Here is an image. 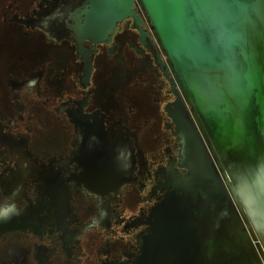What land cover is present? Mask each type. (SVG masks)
<instances>
[{
    "label": "flooded vegetation",
    "instance_id": "flooded-vegetation-1",
    "mask_svg": "<svg viewBox=\"0 0 264 264\" xmlns=\"http://www.w3.org/2000/svg\"><path fill=\"white\" fill-rule=\"evenodd\" d=\"M177 76L140 0H0V264L142 263L215 166Z\"/></svg>",
    "mask_w": 264,
    "mask_h": 264
},
{
    "label": "water",
    "instance_id": "water-1",
    "mask_svg": "<svg viewBox=\"0 0 264 264\" xmlns=\"http://www.w3.org/2000/svg\"><path fill=\"white\" fill-rule=\"evenodd\" d=\"M142 2L169 58L182 74L194 109L205 118V135L226 176L223 180L218 174L213 157L212 171L218 180L215 192L201 179L196 166H190L185 196L159 208L153 230L156 239L141 264H169L201 221H208L205 215L211 205L220 209L223 200H218V193L227 195L228 209L233 194L253 237L264 243L263 207L250 201L264 163V0ZM225 215L218 213L211 227L207 223L202 230L203 237L212 231L210 243L215 249L223 239ZM252 256L257 257L253 247ZM198 258L206 264L207 259L196 250L193 263Z\"/></svg>",
    "mask_w": 264,
    "mask_h": 264
},
{
    "label": "bare ground",
    "instance_id": "bare-ground-1",
    "mask_svg": "<svg viewBox=\"0 0 264 264\" xmlns=\"http://www.w3.org/2000/svg\"><path fill=\"white\" fill-rule=\"evenodd\" d=\"M170 60H171V58H170ZM171 66L181 79L182 74L178 70H176L172 60H171ZM181 81H182V79H181ZM182 83H183V81H182ZM183 86H184V83H183ZM184 89H186L185 86H184ZM186 93H187V91H186ZM261 94H263V93L261 92ZM187 95H188V93H187ZM192 97H194L193 94H192ZM188 98H189V102H192L190 95H188ZM191 104L193 105V107H195L193 102ZM198 114H199V112H197L195 110L194 115H195L196 119L198 120L200 127L203 129V132H204L205 128L203 127L204 126L203 122H205V118H204L202 112H200L199 115ZM199 116L201 117V119L199 118ZM195 143H197V142L195 141ZM213 154L215 155V153H213ZM197 158H196V163L198 164L197 168L199 170L201 179L203 178L207 181L208 184L210 183L212 186L211 188L214 189V191L216 192L218 190V184H217L218 180L212 171L213 167H211L205 161L204 158L201 159L202 158L201 157L198 160H197ZM222 158H223V156H219L220 160H223ZM217 162H219V161H217ZM258 169L259 168L257 167V171H258ZM209 177H211V178L208 180ZM257 177L259 179H257L256 182L253 184L254 190L250 191V193H252L250 195V201L253 202L255 205H261L263 207V211H264V206H263L264 205V163L260 164V172L257 174ZM226 182L229 185V181L227 180V178H226ZM218 196H219L218 200H223L220 209L217 206H215V204L211 205V209L209 211L210 213L209 214L207 213L205 215V219H206V221L208 219V221L206 223H204V220L201 221V225L196 230H194L193 234L189 237L188 240H186L187 242H186L185 246H183L180 250L177 251V253L174 254V257H172V259H170L169 264H202L200 258H198L196 263L195 262L193 263L194 260H192V258L194 257V253L196 252V250L200 256H203L204 259H207L206 264H236L240 249L243 248L244 244L246 245L247 242H248V244H250L247 237H246V233H245V231L247 229L245 230L244 227L239 222V219H238L237 214H236V209L232 205V199L230 200L229 209L226 207L228 210H225L226 209L225 208V204H226L225 201L227 199V195L224 193L223 194L218 193ZM224 212L226 213V215H225V220H224L225 223H224L223 232H222L223 233V235H222L223 239H222V242L219 246V249L218 248L215 249V247L211 246V243H210L212 231L206 233V235L203 237L202 230L205 228L207 223H209L208 225H209V227H211L212 222L215 220L218 213L222 214V216H223ZM251 235L253 237L252 233H251ZM257 240L260 243V247H259L260 252L261 251L264 252V243L259 238ZM251 245L252 244H250V247H251ZM247 249L250 250L249 251L250 253H247V251H248ZM243 251H244V256L246 259L249 258L250 261L253 260L251 248L246 247ZM185 258H187V260ZM256 258L259 260L258 254H257Z\"/></svg>",
    "mask_w": 264,
    "mask_h": 264
},
{
    "label": "rangeland",
    "instance_id": "rangeland-1",
    "mask_svg": "<svg viewBox=\"0 0 264 264\" xmlns=\"http://www.w3.org/2000/svg\"><path fill=\"white\" fill-rule=\"evenodd\" d=\"M140 1H142V0H140ZM142 4H143V2H142ZM143 6L145 7L144 4H143ZM145 9H146V7H145ZM156 33H157V31H156ZM157 38H158V42L160 43L161 47L163 48V50H164L165 53L167 54L166 50L164 49V47H163V45H162V43H161V40H160L158 34H157ZM167 56H168V54H167ZM168 57H169V56H168ZM199 132H200L201 136L204 137L205 147H206L207 151L209 152V154L212 155V157H214V159H216V161H215V165H216V167H217V169H218V174H219V175L222 177V179L224 180L226 174L224 173V170L221 169V165H220L219 162H217V158L215 157V155H213L214 150H213L212 146H210V145H211V144L209 143L210 141H208V138H207V136L205 135V132H203V129H202L201 127H200ZM203 135H204V136H203ZM257 141L259 142V136H257ZM224 183H225V182H224ZM226 187L228 188V190H229V189L231 190V188H230V186L228 185L227 182H226ZM230 197H231V199H232V205H233V207H235V209H236V214H237V217H238V219H239V222L241 223V225L244 227L245 230L247 229V230L245 231V233H246V237H247L249 243L252 244L251 247H250V244H248V242H247L246 245L244 244V247L240 249L239 256H238V258H237L236 264H264V252H262V251L260 252V250H259V247H260V243H259V241H258L257 239H255L254 237H252V235H251V231L249 230V227L246 225V223H245V218H244L243 214L241 213L242 210H241L240 206L238 205V203L236 202V199H235V197L233 196V194H231ZM243 223H244V224H243ZM247 231H248V232H247ZM246 247L251 248V250H252V247H253L254 253H255V254H258L259 260H258L257 258H256V259L253 258V260H251V261H250L249 258L246 259L245 256H244V251H243ZM247 250H248V249H247ZM249 251H250V250H248L247 253H250ZM247 253H246V254H247ZM247 261H248V262H247ZM249 261H250V262H249Z\"/></svg>",
    "mask_w": 264,
    "mask_h": 264
},
{
    "label": "clouds",
    "instance_id": "clouds-1",
    "mask_svg": "<svg viewBox=\"0 0 264 264\" xmlns=\"http://www.w3.org/2000/svg\"><path fill=\"white\" fill-rule=\"evenodd\" d=\"M34 83V82H33Z\"/></svg>",
    "mask_w": 264,
    "mask_h": 264
}]
</instances>
